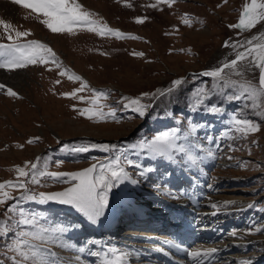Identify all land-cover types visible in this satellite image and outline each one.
I'll return each mask as SVG.
<instances>
[{
    "label": "rangeland",
    "instance_id": "374dc122",
    "mask_svg": "<svg viewBox=\"0 0 264 264\" xmlns=\"http://www.w3.org/2000/svg\"><path fill=\"white\" fill-rule=\"evenodd\" d=\"M79 2L102 17L110 27L118 28L141 39L116 40L101 38L87 32H79L75 36L53 34L39 23L35 14L30 15L29 10L14 4L12 0H0V19L12 24L17 30H30L32 35L26 39H37L47 43L56 52L63 66L72 73L80 75L88 84V88L78 94L84 97V100L65 98L60 93L71 92L80 87V82L71 81L67 76L60 77L59 69L53 67L49 71L48 66L34 65L13 72L0 70V80L17 83L8 86L19 95V98H11L0 92V182L14 181L15 168L24 166L25 162H36L38 156L44 157L39 164L42 171L71 172L90 166L95 162L91 157H97L102 161L108 155L99 150L82 154L61 152L57 140L62 144L73 146H80L83 142L115 143L123 146L136 142L138 138L146 135L151 137L158 131L176 126L175 120L159 118L163 117L164 113L163 110L158 109L172 107L173 102L168 98H162L154 111L144 119H128L132 113L118 111L117 115L121 117L119 123L110 119H102L99 122L95 119L89 120L78 115L73 107L75 106L76 109L92 107L90 101L94 97L90 89L111 90L110 96L98 101L106 105L104 111L107 112V106L120 107L116 105V101L121 96L137 97L142 92H152L167 86L172 79L188 76V84L174 94L176 100L178 99L176 103L183 102L187 109L190 92L201 86V82L206 79L207 83H204L203 87L207 88L211 85L210 79L201 77L194 81L191 79V74L217 67L225 57L234 58L229 55L232 50L223 47L225 40L244 41L258 36L264 30V22L244 32L227 27L238 22L243 5L250 0H227L226 4L224 0H176L171 8L161 5L163 10L144 7L154 3L155 0H129L133 5L131 8L124 6L123 2L117 3V0H79ZM185 13L188 14L191 26L183 23ZM138 16H147L149 19L144 24H136L135 18ZM7 42L6 35L0 27V43ZM134 52L144 55L142 57L132 55ZM14 74L20 76L18 80L13 79ZM258 74V70H255L246 74L244 79L258 83ZM57 79L61 80L60 84H55ZM228 106H230L229 113L236 112L238 116L257 121L261 130L249 135L247 139H240L237 136L232 143L247 146L239 151L228 152L226 146L217 151L214 145L206 144L205 147L211 148L214 158L205 159L198 168L192 167L183 172L177 170L176 175L180 177V192L177 199L166 201L184 203L183 206L194 211L196 221L204 224L211 221L210 215H205L213 211L210 202L222 204L224 201H236V205L226 211L222 210L212 219L215 223L227 222L222 235L214 233L209 239L194 238L196 241L190 242L192 243L190 247L223 248L224 253L216 264H233L234 261L248 258L253 264H264V235H245L242 239L228 235L231 230L236 229L239 232L253 222L257 226L264 227V211H260L264 208V118L251 115L247 109L243 112L238 111L242 107L239 102ZM173 113L182 124L186 123L187 116L191 115L188 111H173ZM153 116L158 118L153 119ZM192 116L197 120L196 115ZM33 137L40 139L34 144H27V140ZM252 141L257 143L253 144ZM227 143L226 141L225 144ZM17 144H23L24 148L16 147ZM248 148L251 149V155L248 154ZM200 154L206 155V152ZM228 156L234 159L229 160ZM57 160L63 161L59 167L55 163ZM238 162H245L246 166L237 167ZM201 168L203 174L200 173ZM43 183L47 186H29L35 191H57L67 186L48 181ZM208 184H212L213 187L208 188ZM168 188L173 192L177 191L171 185ZM115 191L118 194L122 193L119 190ZM146 193L148 195L133 193V196L139 201V205L145 202L153 212L160 205L153 203L154 194L150 195L147 191ZM12 195L17 193L12 192ZM249 203H256V207L247 208ZM25 207L35 211H46L50 222L55 223L62 220L63 213L68 211L67 208H63V212H60L58 207L53 206L26 205ZM2 211L3 209L0 208V212ZM121 213L116 210L112 215L118 216L110 217L125 221L127 215ZM119 221L115 226L121 227L122 230L128 229L126 233L130 232L132 235L120 237L119 233L101 232L98 235L100 237L97 238L91 235L89 230L87 233L80 230L72 235L73 239L79 247L84 246L85 240L90 237L111 244L122 240L127 246L134 248L137 247L135 244L138 246L150 244L144 240L145 235L163 237L162 232L153 233L152 230L125 228V225ZM142 223L144 221H141ZM139 235L142 237H137ZM152 246L153 244L149 245L150 249ZM115 247L119 250L126 249L116 245ZM228 247H232V251H226ZM71 249L69 246L64 248L58 245L52 246V250L56 252L62 264H77L75 260L77 255L70 253ZM11 255L12 253L5 247L4 240H0V264H12ZM95 258L91 257V260Z\"/></svg>",
    "mask_w": 264,
    "mask_h": 264
},
{
    "label": "snow or ice",
    "instance_id": "6c2138e0",
    "mask_svg": "<svg viewBox=\"0 0 264 264\" xmlns=\"http://www.w3.org/2000/svg\"><path fill=\"white\" fill-rule=\"evenodd\" d=\"M12 2L29 10L30 15L35 14L39 23L53 34L75 36L79 32H87L101 38L116 40L141 39L118 28L110 27L102 17L85 8L79 0H12ZM121 2L128 8L133 6L129 0H117V3ZM175 3L176 0H155L154 3L144 7L163 10L161 5L171 8ZM224 3L226 4L227 0H224ZM148 19L147 16H138L135 18V23L144 24ZM261 22H264V0H250L243 5L238 22L227 27L244 32L250 31ZM183 23L191 26L187 13L184 14ZM0 27L8 41L0 43V70L13 72L29 66L43 65L48 66V70L51 71L54 67L59 69L60 77L67 76L71 81L80 82V87L60 95L84 100V97L78 94L88 88L87 82L80 75L64 67L56 52L47 43L37 39H26L32 35L30 30H17L2 19H0ZM223 47L231 49L229 55L234 58L225 57L219 66L191 74L192 80L208 78L211 80V85L205 88L203 84L207 83V79L202 81L201 86L194 88L187 98V108L190 113L205 118L211 117V120L205 119L201 122L189 115L186 118L187 122L182 124L173 111L165 110L163 117L159 118L175 120L176 126L158 131L151 137L146 135L138 138L134 143L118 146L115 143L83 142L80 146H73L62 144L57 140L61 152L82 154L99 150L108 155L102 161L97 157H91L95 162L90 166L71 172L42 171L39 164L44 157L38 156L36 162H25L24 166L15 168L14 181L0 182V208L3 209L0 212L2 217L0 240H4L5 247L12 253L10 258L12 264H62L56 252L52 250V246L68 247L65 237L69 233L80 230L87 233L89 229L95 231L97 228H103L104 222L116 210L124 215L130 213L132 220L144 215L133 193L147 191L150 195L154 194V204L177 199L180 192V177L176 175V171L183 172L192 167L198 168L205 159L214 158L211 148H206V144L214 145L217 151L226 146L228 152L247 147L235 145L232 141L237 136L240 139H247L249 135L259 132L260 123L238 116L236 112L229 113L226 105L239 102L242 107L238 111L243 112L247 109L251 115L264 118V33L244 41L225 40ZM132 55L142 57L144 53L134 52ZM255 70L259 73L258 83L244 79L246 74ZM188 82V76H180L155 91H145L137 97L121 96L116 101V105L120 107L107 106V112L104 111L106 105L98 101L110 96L111 90L90 89L94 97L90 101L92 107L76 109L74 106L73 110L81 117L95 119L97 122L111 119L119 123L121 117L117 115L118 111L132 113L128 119H144L154 111L162 98L175 102L174 94L180 92ZM60 83L59 79L55 81V84ZM0 92L11 98H19L13 88L4 84H0ZM157 118L153 116V119ZM213 120L223 124L224 127L217 130ZM39 139V137L30 138L27 144H34ZM252 143L257 142L252 141ZM16 147L23 149L24 145L17 144ZM205 152L206 155L200 154ZM248 154H252L250 148ZM228 159L232 160L234 157L228 156ZM55 163L59 167L63 161L57 160ZM245 166V162L237 163V167ZM200 173L203 174L202 168ZM43 181L67 186L57 191H35L29 186L46 187L47 184ZM169 185L177 191L169 190ZM207 187L212 188L213 185L208 184ZM115 190L126 194V203L116 200L118 192ZM12 192H16L17 195H12ZM29 204L54 205L60 212H63V208H67L68 211L63 213L62 220L55 223L50 222L46 211L26 208L25 205ZM233 205H236V201H224L222 204L210 202L213 211L205 215L217 216L222 210L226 211ZM255 207L256 203L247 205L249 209ZM260 211H264V208ZM255 234L264 235V227L257 226L255 222L239 232L233 229L228 233L229 236L239 239L245 235ZM93 248L99 250H92ZM172 249L184 251L196 264L210 262L219 251L216 247L185 249L170 238L163 239L161 246H155L151 251L167 257L171 255ZM76 251L79 253L87 251L91 257L103 256L101 264H130V256L133 255L132 252H123L112 246L105 248L101 240L90 237L85 240L84 246L78 247ZM76 260L79 261L80 257L77 256ZM233 264H253V261L250 258L241 259L234 261Z\"/></svg>",
    "mask_w": 264,
    "mask_h": 264
},
{
    "label": "bare ground",
    "instance_id": "6f19581e",
    "mask_svg": "<svg viewBox=\"0 0 264 264\" xmlns=\"http://www.w3.org/2000/svg\"><path fill=\"white\" fill-rule=\"evenodd\" d=\"M262 33H264V30L257 37H259ZM12 77L14 80H18L20 76L17 74H14ZM0 84H4V85L8 86V85H14L17 83H13L11 80H9V81H6V80L1 81L0 80ZM116 198H117V200H122L123 202H126V200H127L126 194H123V193H119L118 197H116ZM214 201H216V200H214ZM229 201H231V200H229ZM181 204L182 203L180 201H178V202L165 201L164 202L163 213L171 215L174 218V220L176 221V224H178L176 226V228L174 229V231L178 228L187 230V227L189 229L193 225L196 226L194 211H191V209L186 208V206H183L184 203L182 205ZM141 208H143V207H141ZM170 208L172 209L171 211H170ZM129 215H131V214L129 213ZM111 216H118V215L115 214V215H111ZM118 221L119 220L116 217H112V218L109 217V219L104 222L103 228H100V232L104 231L105 229H109L111 231L114 230V233H118L119 228H117L115 226L116 222H118ZM212 228H213V226H209V227L205 226V227L201 228V231H203L204 234H208V232L212 231ZM74 233L75 232L69 233L68 236L65 237V240H66V243L69 245V247L72 248L69 252L74 253L75 255L84 259L83 260L84 262H83L81 259L79 261H77L75 258V260L77 261V264H101V261L104 259L103 256L96 257L95 260H91V256L88 255L87 251H85L84 253H79L76 251L77 247H79V246L76 243V241L73 240L72 235H74ZM125 235H132V234L130 232L129 233L127 232ZM150 235H152V234H150ZM98 237H100V236L97 235V238ZM145 237H148V238H146V240L149 241V243L151 245L153 244L151 249L155 246H161V242L165 238L174 239L176 242L181 244L182 248L189 249L188 248V246H189L188 242H190L191 239L193 240V238L190 237V234L188 232L183 231V230L178 231V233H176L174 235L167 234V236H164V237H154L153 235L152 236L145 235ZM153 237H154V239H153ZM201 237H202V235H200L199 238H201ZM152 241L154 243H151ZM74 245H77V247H74ZM115 245L118 246L119 248H126V249L120 250L123 252H128V250L129 251L132 250L133 255L130 256V264H148L150 262H152L153 264H196V262L192 258L187 256V254L184 251H177L175 249H172V250H170L171 255L166 257L162 254L152 252L149 245H141L140 244V246H138L135 244V246H137V247L131 248L130 245L127 246V244L125 242H123L122 240L115 241L114 244L107 243V242H104L102 240V246L105 248L108 246L115 247ZM137 248H140V249H137ZM135 249H137V250L133 251ZM218 249H219V253L217 252L214 255V257L211 258V261L205 262V264H211L217 260L216 257L223 255V253H224L223 248H218ZM224 249H225V247H224ZM231 249H232V247H230V248L228 247L226 251H229ZM189 250H195V249L192 247ZM144 251H146V252H144ZM136 253H139V255H136Z\"/></svg>",
    "mask_w": 264,
    "mask_h": 264
},
{
    "label": "trees",
    "instance_id": "16d2710c",
    "mask_svg": "<svg viewBox=\"0 0 264 264\" xmlns=\"http://www.w3.org/2000/svg\"><path fill=\"white\" fill-rule=\"evenodd\" d=\"M178 101V99L176 100V98H175V102H173L172 103V107H167V108H164V109H158L159 111H162L163 110V113H164V111L165 110H170V111H179V112H185V111H189V110H187V109H185L186 107H184V104H183V102H178V103H176ZM175 103V104H174Z\"/></svg>",
    "mask_w": 264,
    "mask_h": 264
},
{
    "label": "water",
    "instance_id": "95a60500",
    "mask_svg": "<svg viewBox=\"0 0 264 264\" xmlns=\"http://www.w3.org/2000/svg\"><path fill=\"white\" fill-rule=\"evenodd\" d=\"M259 75V74H258Z\"/></svg>",
    "mask_w": 264,
    "mask_h": 264
}]
</instances>
